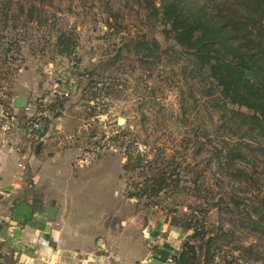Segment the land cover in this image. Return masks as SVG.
<instances>
[{
    "label": "rangeland",
    "instance_id": "rangeland-1",
    "mask_svg": "<svg viewBox=\"0 0 264 264\" xmlns=\"http://www.w3.org/2000/svg\"><path fill=\"white\" fill-rule=\"evenodd\" d=\"M155 6L160 8V0ZM166 27L159 11L139 0H0V103L10 109L14 96L28 97L30 116L22 120L12 109L23 136L32 134L27 121L34 117L45 122L52 139V152L38 162L47 196L42 192L35 200L52 208L51 217L45 210L47 219L60 223L70 248L79 250L93 248L97 236L123 230L145 245V228L174 219L183 223L196 207L208 209L203 218L194 215L212 233H229L219 241L220 255L241 256L237 246L257 243L251 264H264V245L245 224L264 189V146L246 143L220 124L204 93L208 80L166 37ZM61 33L70 39L68 50L57 43ZM142 40L158 48L135 54L132 45ZM70 78L72 88L62 97ZM226 140L237 141L246 153L236 162L238 178L222 175L213 164ZM37 141L29 144L32 154ZM127 145L148 159L177 163L178 188L155 200L129 197L142 176L123 168ZM10 146V131L0 129V156L10 154ZM86 150L94 152L87 163L80 159ZM196 174L199 191L193 192L190 179ZM218 200L220 206L212 207ZM8 202L10 194L0 196V209H8ZM185 231L171 255L192 232ZM0 251V264H16L10 249L0 245Z\"/></svg>",
    "mask_w": 264,
    "mask_h": 264
},
{
    "label": "trees",
    "instance_id": "trees-1",
    "mask_svg": "<svg viewBox=\"0 0 264 264\" xmlns=\"http://www.w3.org/2000/svg\"><path fill=\"white\" fill-rule=\"evenodd\" d=\"M139 1L146 8L159 11L167 26L166 37L191 57L193 67L202 73L203 81L208 80L204 93L210 97L220 124L244 142L263 147L264 0H203L210 2L216 12L213 8L208 10L209 6L202 0H160V8L155 6L156 0ZM69 42L65 33L57 38L64 50H68ZM154 47L158 48L157 42L142 40L132 45L131 51L139 54ZM124 153V170H134L142 176L134 183L137 191L128 193L129 197L155 200L168 189L178 188L180 168L177 163L160 161L158 157L148 159L138 150L134 153L129 145ZM245 154L237 141L226 140L215 153L214 167L222 175L238 178L242 170L236 167V162L245 160ZM198 179L199 174L190 179L193 192L199 191ZM219 200L213 202L212 207H219ZM231 200L238 205L239 201ZM193 210V215L183 223L176 219L172 221V225L192 232L170 256L171 264H251L255 261L257 257L249 256L257 251V243L237 246L243 250L241 256L220 255L218 251L222 244L219 241L229 233L219 228L212 233L194 215L203 218L208 209L196 207ZM246 214L247 231L264 245V189L256 195Z\"/></svg>",
    "mask_w": 264,
    "mask_h": 264
},
{
    "label": "crops",
    "instance_id": "crops-1",
    "mask_svg": "<svg viewBox=\"0 0 264 264\" xmlns=\"http://www.w3.org/2000/svg\"><path fill=\"white\" fill-rule=\"evenodd\" d=\"M29 108L30 105L28 108L17 109L19 118L23 120L24 116H30L33 112L28 111ZM20 134L22 131L17 123L10 132V145H13V148H9L10 154L2 152L0 156V196L10 194V202L4 204L8 209H0V245L10 249L16 264H92L93 254L106 248L119 255L120 262L116 264L168 263L171 253L187 234L184 228L170 223L151 227L148 232L145 228L142 234L145 245L132 232L123 230L97 236L91 249L70 248L71 243L60 223L50 222L45 212L46 204L35 200L42 197V192L47 196L46 188H42L45 181L41 182L38 162L42 155L45 156L44 152L49 154L53 150L50 145L52 139H47L50 131H44L43 128L31 135ZM32 139L39 140L36 154L30 151ZM48 158L50 162L53 159L52 156ZM38 237L42 238L41 244H37ZM122 245L129 247L130 252L123 249ZM134 250L136 255L132 253Z\"/></svg>",
    "mask_w": 264,
    "mask_h": 264
},
{
    "label": "built area",
    "instance_id": "built-area-1",
    "mask_svg": "<svg viewBox=\"0 0 264 264\" xmlns=\"http://www.w3.org/2000/svg\"><path fill=\"white\" fill-rule=\"evenodd\" d=\"M74 83L73 79L70 78V81L68 83V87L64 89L62 93V97L67 96L69 94L70 89L72 88V84ZM29 105V104H28ZM28 105L26 108H28ZM14 107L12 106V103H10V109L9 107L3 106L0 103V129L3 131L11 132V130L17 126V118L15 116ZM45 122L42 119L38 118H31L27 121V126L29 128L30 133L34 134L36 132L42 131L44 128ZM5 142L7 143L8 140L6 139ZM94 152L90 151H82L80 154L81 161L87 163L88 159L92 157V154ZM20 165V164H18ZM42 243V238L38 237L37 244ZM117 262H120V257L117 254L116 251L112 249H103L99 252H95L93 254L92 264H116ZM168 263H171V258L169 257Z\"/></svg>",
    "mask_w": 264,
    "mask_h": 264
},
{
    "label": "water",
    "instance_id": "water-1",
    "mask_svg": "<svg viewBox=\"0 0 264 264\" xmlns=\"http://www.w3.org/2000/svg\"><path fill=\"white\" fill-rule=\"evenodd\" d=\"M28 105V97L24 96V95H16L13 97L12 99V106L15 109H24L26 108ZM124 122V118L119 117L117 119V125H121V123ZM46 212H48L49 216L51 217L52 215V208L51 207H46L45 208Z\"/></svg>",
    "mask_w": 264,
    "mask_h": 264
}]
</instances>
